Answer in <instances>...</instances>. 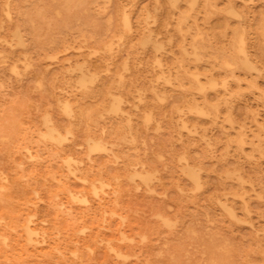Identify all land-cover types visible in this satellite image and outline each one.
<instances>
[{"label": "rangeland", "instance_id": "1", "mask_svg": "<svg viewBox=\"0 0 264 264\" xmlns=\"http://www.w3.org/2000/svg\"><path fill=\"white\" fill-rule=\"evenodd\" d=\"M0 54V264H264V0H0Z\"/></svg>", "mask_w": 264, "mask_h": 264}, {"label": "bare ground", "instance_id": "2", "mask_svg": "<svg viewBox=\"0 0 264 264\" xmlns=\"http://www.w3.org/2000/svg\"><path fill=\"white\" fill-rule=\"evenodd\" d=\"M109 1H110V0H109ZM91 2H92V1H91ZM210 5H211V4H210ZM7 6H8V5H7ZM211 6H212V5H211ZM10 7H11V6H10ZM173 7H174V6H173ZM6 9H7V8H6ZM176 9H178V8H176ZM100 10H101V9H100ZM102 10H103V9H102ZM102 10H101V11H102ZM5 11H6V10H5ZM8 11H9V10H7V12H8ZM10 11H11V9H10ZM98 12H99V11H98ZM102 12H103V11H102ZM180 12H181V11H180ZM189 12H190V11H189ZM9 13H10V12H9ZM123 13H124V12H123ZM9 15H11V14H9ZM125 15H126V14H125ZM126 16H127V15H126ZM126 16H125V17H126ZM117 17H118V16H117ZM118 18H119V17H118ZM127 18H128V17H127ZM78 19H79V18H78ZM119 19H120V18H119ZM120 20H121V19H120ZM185 20H186V19H185ZM127 21H128V20H127ZM186 21H187V20H186ZM64 22H65V20H64ZM123 22H124V21H123ZM179 22H182V21H180V19H179ZM184 22H185V21H184ZM126 23H127V22H125V24H126ZM185 23H186V22H185ZM23 24H24V23H23ZM80 24H82V23H80ZM64 25H65V24H63V26H64ZM178 25H179V24H178ZM182 25H183V24H182ZM23 26H24V25H23ZM25 26H26V25H25ZM26 27H27V26H26ZM58 27H60V26H58ZM71 27H72V26H71ZM21 28H22V27H21ZM65 28H67V27L65 26ZM73 28H74V27H73ZM179 28H180V27H179ZM68 29H69V28H68ZM80 29H81V28H80ZM23 30H26V29H23ZM55 30H56V29H55ZM71 30H72V29H71ZM106 30H107V29H106ZM188 30H189V29H188ZM244 30H245V29H244ZM236 31H237V30H236ZM15 32H16V31H15ZM21 32H22V31H21ZM57 32H59V31H57ZM64 32H66V31H64ZM69 32H70V31H69ZM241 32H242V31H241ZM245 32H246V31H245ZM23 33H24V31H23ZM59 33H61V32H59ZM59 33L57 34V36L59 35ZM67 33H68V32H67ZM67 33H66V34H67ZM105 33L107 34L106 31H105ZM239 33H240V32H239ZM24 34H25V33H24ZM28 34H29V33H28ZM61 35H62V34H61ZM72 35H73V34H72ZM101 35H102V34H101ZM182 35H183V34H182ZM184 35H185V34H184ZM196 35H198V34H196ZM196 35H195V36H196ZM18 36H19V35H18ZM20 36H21V35H20ZM20 36H19V37H20ZM118 36H119V34H118ZM23 37H24V35H23ZM122 37H123V36H122ZM122 37H121V38H122ZM20 38H21V37H20ZM73 38H74V37H73ZM83 38H84V37H83ZM87 38H88V37H87ZM104 38H105V37H104ZM117 38H118V37H117ZM245 38H246V37H245ZM112 39H113V37H112ZM118 39H119V38H118ZM233 39H234V36H233ZM246 39H247V38H246ZM19 40H20V39H19ZM57 40H58V39H57ZM100 40H102V39H100ZM107 40H108V39H107ZM193 40H194V39H193ZM243 40H244V39H243ZM243 40H242V42H243ZM5 41H6V40H5ZM74 41H76V40L74 39ZM98 41H99V39H98ZM109 41H110V40H109ZM109 41H107V42L109 43ZM120 41H121V40H120ZM6 42H7V41H6ZM101 42H103V41H101ZM104 42H105V41H104ZM182 42H183V41H182ZM193 42H194V41H193ZM242 42H241V43H242ZM20 43H21V42H20ZM82 43H83V42H82ZM96 43H97V41H96ZM98 43H99V42H98ZM115 43H116V42H115ZM8 44H9V43H8ZM73 44H74V43H73ZM101 44H102V43H101ZM111 44H114V43H110V45H111ZM182 44H184V43H182ZM229 44H230V43H229ZM106 45H107V44H106ZM108 45H109V44H108ZM197 45H198V44H197ZM73 46H74V45H73ZM96 46H97V47H98V46L100 47V44H99V45L95 44V47H96ZM230 46H231V45H230ZM80 47H81V46H80ZM107 47H108V46H107ZM202 47H203V45H202ZM56 48H57V47H56ZM59 48H60V47H59ZM61 48H62V47H61ZM68 48H69V47H68ZM104 48H106V46H105ZM110 48H112V47H110ZM203 48H204V47H203ZM227 48H230V47H227ZM227 48H226V49H227ZM57 49H58V48H57ZM63 49H64V48H63ZM91 49H92V48H91ZM95 49H96V48H95ZM204 49H205V48H204ZM54 50H56V49H54ZM65 50H66V49H65ZM112 50H113V48H112ZM232 50H234V49H232ZM95 51L99 52L100 49H99V51H98V50H94V53H95ZM218 51H219V50H218ZM4 52H5V51H4ZM90 52H91V51H90ZM97 52H96V53H97ZM101 52H102V51H101ZM103 52H104V51H103ZM111 52H112V51H111ZM190 52H191V51H190ZM200 52H201V51H200ZM5 53H6V52H5ZM92 53H93V52H92ZM222 53H223V51H222ZM1 54H3V52H2ZM1 54H0V56H1ZM202 54H203V53H202ZM10 55H11V54H10ZM55 55H56V54H54V56H55ZM56 56H57V55H56ZM202 57H203V56H202ZM224 57H225V56H224ZM0 58H1V57H0ZM3 58H4V57H3ZM184 58H185V57H184ZM219 58H220V56H219ZM6 59H8V58H6ZM192 59H194V58L192 57ZM200 59H201V58H200ZM232 59H233V58H232ZM234 59H235V57H234ZM234 59H233V60H234ZM1 60L3 61L4 59L1 58ZM18 60H20V59H18ZM18 60H17V61H18ZM182 60H184V59H182ZM222 60H223V59H222ZM227 60H228V59H227ZM254 60H256V59H254ZM223 61H224V60H223ZM256 61H257V60H256ZM24 62H25V60L23 61V63H24ZM189 62H190V61H189ZM192 62H193V61H192ZM228 62H229V60H228ZM1 63H3V62H1ZM12 63H13V62H12ZM28 63H29V62H28ZM223 63H224V62H223ZM225 63H227V62H225ZM230 63H231V61H230ZM230 63H227V64H230ZM232 63H233V62H232ZM254 63H255V62H254ZM15 64H16V63H15ZM187 64H188V63H187ZM220 64H222V63H220ZM176 65H177V64H176ZM223 65H224V64H223ZM230 65H231V64H230ZM259 65H260V64H259ZM261 65H262V64H261ZM226 66H227V65H226ZM15 67H17V66H15ZM176 67H177V66H176ZM262 67H263V65H262ZM262 67H261V68H262ZM228 68H230V66H229ZM259 68H260V66H259ZM263 68H264V67H263ZM175 69H176V68H175ZM219 69H220V68H219ZM187 70H188V69H187ZM220 70H221V69H220ZM66 71H67V70H66ZM90 71H91V70H90ZM196 71H197V70H196ZM243 71H244V70H243ZM18 72H19V70H18ZM92 72H94V71H92ZM228 72H229V71H228ZM232 72H233V71H232ZM249 72H250V71H249ZM261 72H262V71H261ZM12 73H13V72H12ZM96 73H97V72H96ZM169 73H170V72H169ZM230 73H231V72H230ZM68 74H69V73H68ZM179 74H181V73H179ZM66 75H67V74H66ZM176 75H177V74H176ZM231 75H232V74H231ZM68 76H69V75H68ZM199 76H200V75H199ZM209 76H210V75H209ZM214 76H215V75H214ZM69 77H70V76H69ZM219 77H220V76H219ZM219 77H217V78H219ZM63 78H65V77H63ZM156 78H157V77H156ZM171 78H172V77H171ZM193 78H194V77H193ZM220 78H221V77H220ZM229 78H232V77H229ZM120 79H122V78H121V75H120ZM157 79H159V78H157ZM160 79H161V78H160ZM71 80H72V78H71ZM118 80H119V79H118ZM225 80H226V79H225ZM227 80H228V79H227ZM234 80H235V79H234ZM66 81H67V80H66ZM237 81H238V80H236V82H237ZM185 82H186V81H185ZM212 82H213V81H212ZM212 82H211V83H212ZM214 82H215V81H214ZM217 82H218V81H217ZM221 82H224V83H225L226 81L221 80ZM64 83H65V82H64ZM66 83H67V82H66ZM116 83L119 84L118 82H116ZM229 83H230V80H229ZM239 83H240V82H239ZM239 83H238V84H239ZM68 84H71V83H68ZM120 84H121V83H120ZM174 84H175V83H174ZM183 84H184V83H183ZM238 84H237V85H238ZM257 84H258V83H257ZM185 85H186V84H185ZM185 85H184V86H185ZM215 85H216V84H215ZM228 85H229V84H228ZM66 86H67V85H66ZM69 86L72 88V85H69ZM171 86H172V85H171ZM176 86H178V84H177ZM176 86H175V88H178V87H176ZM187 86H188V85H187ZM0 87H1V86H0ZM194 87H195V86H194ZM199 87H200V86H199ZM201 87H202V86H201ZM201 87H200V88H201ZM217 87H218V86H215L214 88H217ZM219 87H220V86H219ZM219 87H218V88H219ZM229 87H230V86H229ZM251 87H252V86H251ZM185 88H186V87H185ZM188 88H189V87H188ZM255 88H256V87H255ZM190 89H191V88H190ZM66 90H67V89H66ZM111 90H112V89H111ZM84 91H85V90H84ZM86 91H87V90H86ZM167 91H168V90H167ZM167 91L165 90V92H167ZM233 91H234V90H233ZM113 92H114V91H113ZM222 92H223V91H222ZM167 93H168V92H167ZM225 93H226V92H225ZM225 93H224V95H225ZM231 93H232V92H231ZM86 94H87V93H85V95H86ZM197 94H198V93H197ZM203 94L205 95V92H204ZM226 94H227V93H226ZM199 95H200V94H199ZM222 95H223V93H222ZM224 95H223V96H224ZM79 96H80V95H79ZM192 96H194V95H192ZM205 97H206V96H205ZM221 97H222V96H221ZM64 100H65V99H64ZM192 100H193V98H192ZM66 101H67V99H66ZM59 102H61V101H59ZM198 102H199V101H198ZM63 103H64V102H63ZM67 103H68V102H67ZM67 103H65V104H67ZM76 103H77V102H76ZM182 105H183V104H182ZM67 106H70V104H67ZM73 106H74V105H73ZM103 106H105V105H103ZM203 106H204V105H203ZM57 107H58V106H57ZM60 107H61V106H60ZM76 107H77V106H76ZM63 108H64V107H63ZM74 108H75V107H74ZM77 108H78V107H77ZM101 108H102V106H101ZM206 108H208V107H206ZM81 109H84V110H85V108H81ZM108 109H109V108H108ZM187 109H188V107H187ZM208 109H209V108H208ZM69 110H71L70 107H69ZM62 111H63V109H62ZM86 111H89V110H86ZM86 111H85V113H86ZM127 111H128V109H127ZM210 111H211V110H210ZM70 112H71V111H70ZM79 112H81V110H79ZM106 112H108V111H106ZM46 113H48V112H46ZM46 113H45V115H47ZM63 113H64V112H63ZM81 113H82V112H81ZM81 113H80V115H81ZM64 114H65V113H64ZM70 114H71V113H70ZM89 114H90V113H89ZM95 114H96V113H95ZM144 114H145V113H144ZM152 114H153V113H152ZM49 115H50V113H49ZM49 115H47V116H49ZM65 115H66V114H65ZM68 115H69V114H68ZM85 115H86V114H85ZM123 115H124V114H123ZM125 115H126V114H125ZM142 115H143V114H142ZM147 115H148V114H147ZM59 116H60V115H59ZM69 116H70V115H69ZM81 116H82V115H81ZM127 116H128V115H127ZM148 116H149V115H148ZM49 117H50V116H49ZM70 117H71V116H70ZM72 117H73V116H72ZM72 117H71V118H72ZM83 117H84V116H83ZM119 117H120V116H119ZM119 117H118V118H119ZM122 117H123V116H122ZM42 118H43V115H42ZM45 118H47V117H45ZM97 118H98V117H97ZM149 118H150V121H151V118H152V117L150 116ZM123 119H124V117H123ZM145 119H147V117H145ZM180 119H181V118H180ZM199 119H200V118H199ZM88 120H89V118H88ZM88 120H87V121H88ZM124 120H125V119H124ZM44 121H45V120H44ZM48 121H49V120H48ZM50 121H51V119H50ZM83 121H84V120H83ZM130 121H131V119H130ZM148 121H149V120H148ZM148 121H147V122H148ZM180 121H181V120H180ZM51 122H52V121H51ZM88 122H90V121H88ZM47 123H48V122H47ZM149 123H151V122H149ZM182 123H183V122H182ZM43 124H44V123H43ZM45 124H46V123H45ZM45 124H44V125H45ZM50 124H51V123H50ZM69 124H70V120H69ZM85 124H86V121H85ZM85 124H84V127H85ZM93 124H94V122H93ZM187 124H188V123H187ZM187 124H186V125H187ZM24 125H25V124H24ZM87 125H88V124H87ZM87 125H86V126H87ZM94 125H95V124H94ZM98 125H99V124H97V126H98ZM27 126H28V125H27ZM47 126H48V125L46 124L45 127H47ZM70 126H71V125H70ZM80 126H82V125H80ZM88 126H89V125H88ZM88 126H87V129H86V130H87V131H86L87 133H88ZM198 126H199V125H198ZM25 127H26V126H25ZM52 128H53V127H52ZM54 128H55V127H54ZM92 128H94V126H93ZM95 128H96V127H95ZM191 128H192V127H191ZM191 128H190V129H191ZM46 129H47V128H46ZM83 129H84V128H83ZM192 129H193V128H192ZM47 130H48V129H47ZM54 130H55V129H54ZM65 130H68V129H65ZM2 131H3V128H2ZM4 131H6V130L4 129ZM7 131H8V130H7ZM38 131H39V130H38ZM40 131H41V130H40ZM40 131H39V133H40ZM48 131H49V130H48ZM48 131H47V132H48ZM50 131H51V130H50ZM68 131H69V130H68ZM103 131H104V130H103ZM47 132H46V133H47ZM54 132H55V131H54ZM58 132H59V131H58ZM83 132H84V131H83ZM50 133H51V132H50ZM59 133H60V132H59ZM125 133H126V132H125ZM0 134H5V133H0ZM40 134H41V133H40ZM40 134H39V135H40ZM52 134H53V133H52ZM70 134H71V133H70ZM70 134H69V135H70ZM91 134H92V133H91ZM102 134H104V132H103ZM119 134H120V133H119ZM122 134H123V132H122ZM7 135L10 137L9 133H8ZM41 135H43V134H41ZM60 135H61V133H60ZM116 135H117V134H116ZM200 135H201V134H200ZM0 136H1V135H0ZM2 136H3V135H2ZM8 136H7V137H8ZM57 136H58V135H57ZM57 136H56V137H57ZM62 136H64V135H62ZM71 136L73 137V134H72ZM81 136H82V135H81ZM92 136L94 137V134H92ZM108 136H109V135H108ZM121 136H122V135H121ZM130 136H131V135H130ZM4 137H5V136H4ZM66 137H67V136H66ZM87 137H88V136H87ZM125 137H126V136H125ZM240 138H241V137H240ZM24 139H26V138H24ZM43 139H44V138H43ZM45 139L47 140L46 137H45ZM49 139H51V138H49ZM49 139H48V140H49ZM107 139H108V138H107ZM130 139H131V138H130ZM241 139H242V138H241ZM7 140H8V139H7ZM52 140H53V142H54L55 137H54V139L52 138ZM58 140H60V139H58ZM69 140H70V139H69ZM1 141H2V139H1ZM28 141H29V139H28ZM63 141H64V140H63ZM66 141H68V138H67V140H65L64 142H66ZM91 141L93 142V140H91ZM99 141H100V139H99ZM117 141H120V140H117ZM131 141H132V140H131ZM105 142H106V141H105ZM122 142H123V140H122ZM229 142H230V141H229ZM242 142H243V140H241V144H242ZM36 143H38V142H36ZM50 143H51V142H50ZM55 143H56V142H55ZM61 143H62V142H61ZM85 143H86V142H85ZM96 143H97V142H96ZM99 143H100V142H99ZM128 143L131 144L130 142H128ZM132 143H133V141H132ZM244 143H246V142H244ZM57 144H58V143H57ZM92 144H93V143H92ZM100 144H102V143H100ZM106 144H107V143H105V145H106ZM113 144H114V143H113ZM262 144H263V143H262ZM90 145H91V144H90ZM93 145H94V144H93ZM102 145H103V144H102ZM108 145L114 147V146L111 145V144H108ZM134 145H135V144H134ZM254 145H255V144H254ZM26 146H27V144H26ZM45 146H46V145H45ZM75 146H76V145H75ZM82 146H83V145H82ZM255 146H256V145H255ZM21 147H23V146H21ZM24 147H25V146H24ZM87 147H88V145H87ZM101 147H102V146H100V148H101ZM135 147H136V146H135ZM45 148L47 149V147H45ZM100 148H98V149H100ZM253 148H254V147H253ZM79 149H80V148H79ZM89 149H90V147H89ZM101 149H102V148H101ZM101 149H100V150H101ZM105 149H106V148H105ZM105 149H104V146H103V151H105ZM20 150H22V149H20ZM23 150H24V149H23ZM30 150H31V149H30ZM87 150H88V148H87ZM107 150H109V149H107ZM61 151H62V150H61ZM92 151H93V150H91V152H92ZM101 151H102V150H101ZM133 151H134V150H133ZM256 151H257V150H256ZM256 151H254V152H256ZM26 152H27V151H26ZM50 152H51V151H50ZM55 152H56V151H55ZM96 152H100V151H97V150H96ZM105 152H106V151H105ZM105 152H104V153H105ZM110 152H112V151H110ZM134 152H135V151H134ZM27 153H28V152H27ZM92 153H94V152H92ZM135 153H136V152H135ZM28 154H29V153H28ZM53 154H55V153H53ZM87 154H88V156H89V152H87ZM106 154H107V153H106ZM37 155H38V151H37ZM48 155H49V153H48ZM50 155H52V154H50ZM107 155H108V154H107ZM112 155H113V153H112ZM114 155H115V154H114ZM114 155H113V156H114ZM185 155L188 157L187 154H185ZM35 156H36V155H35ZM35 156L32 155L30 158H32V157L34 158ZM38 156H39V155H38ZM38 156H36V157L38 158ZM65 156H66V155H65ZM69 156H71V155H69ZM69 156L67 157V159L69 158ZM84 156H85V155H84ZM86 156H87V155H86ZM115 156H116V155H115ZM115 156H114V157H115ZM23 157H24V155H23ZM25 157H26V156H25ZM72 157H73V156H72ZM80 157H81V156H80ZM250 157H251V156H249L248 159H250ZM28 158H29V157H28ZM50 158H51V157H50ZM52 158H53V157H52ZM88 158H89V157H88ZM117 158H119V157H117ZM117 158H116V159H117ZM130 158H131V157H130ZM65 159H66V158H65ZM69 159L72 160L71 158H69ZM69 159H68V160H69ZM89 159H90V158H89ZM116 159H115V161H116ZM188 159H189V157H188ZM90 160H91V159H90ZM64 161H65V160H64ZM79 161H80V160H79ZM88 161H89V160H88ZM182 161H183V160H182ZM189 161H190V160H189ZM62 162H63V158H62ZM69 162H70V161H69ZM71 162H72V161H71ZM74 162H75V161H74ZM76 162H77V160H76ZM80 162H81V161H80ZM80 162H78V163L81 164ZM14 163H15V162H14ZM21 163H22V161H21ZM126 163H127V162H126ZM136 163H137V162H136ZM185 163H187V162L185 161ZM18 164H20V163H18ZM18 164H17V165H18ZM63 164H64V163H63ZM63 164H62V165H63ZM20 165H21V164H20ZM91 165H92V164H91ZM140 165H141V164H140ZM196 165H197V164H196ZM199 165H200V164H199ZM71 166H72V165H71ZM80 166H81V165H80ZM133 166H134V165H133ZM18 167L21 168V166H19V165H18ZM67 167H68V166H67ZM123 167H124V166H123ZM131 167H132V166H131ZM142 167H143V165H142ZM60 168H61V167H60ZM64 168H65V167H64ZM68 168H69V167H68ZM91 168H92V167H91ZM103 168H105V166H104ZM178 169H179V167H178ZM61 170H62V169H61ZM90 170H91V169H90ZM97 170H98V169H97ZM109 170H110V169H109ZM179 170H180V169H179ZM197 170H199V169H197ZM34 171H35V170H34ZM42 171H43V170H42ZM62 171H63V170H62ZM70 171H71V172H74L75 170H74V169H70ZM79 171H80V170H79ZM79 171H78V172H79ZM84 171H85V170H84ZM91 171H92V170H91ZM91 171H90V172H91ZM98 171H101V170H98ZM116 171H117V170H116ZM134 171H135V169H134ZM144 171H145V170H144ZM183 171H184V169H183ZM202 171H203V170H202ZM53 172H54V171H53ZM75 172H76V171H75ZM145 172H146V171H145ZM2 173H3V172H2ZM67 173H68V171H67ZM86 173H87V172H86ZM93 173H94V172H93ZM47 174H48V173H47ZM72 174H73V173H72ZM72 174H71V175H72ZM100 174H102V173L100 172ZM140 174H142V173H140ZM225 174H226V173H225ZM91 175H92V174H91ZM135 175H136V174H135ZM226 175H227V174H226ZM0 176H1V175H0ZM3 176H4V175H3ZM63 176H64V175H63ZM74 176H75V175H74ZM82 176H84V175H82ZM133 176H134V175H133ZM152 176H153V175H152ZM224 176H225V175H224ZM6 177H7V176H6ZM28 177L30 178V176H28ZM33 177H35V176H33ZM41 177H42V176H41ZM46 177H47V176H46ZM50 177H52V176H50ZM115 177H116V176H115ZM115 177H114V178H115ZM146 177H147V176H146ZM153 177H154V176H153ZM226 177H227V176H226ZM4 178H5V177H4ZM26 178H27V177H26ZM43 178H44V177H43ZM62 178H63V177H62ZM77 178H78V177H77ZM100 178H101V175H100ZM102 178H103V177H102ZM119 178H120V177H119ZM128 178H130V177H128ZM136 178H137V177H136ZM139 178H141V177H138V179H139ZM227 178H228V177H227ZM227 178H226V179H227ZM6 179H7V178H6ZM53 179H54V177H53ZM75 179H76V178H75ZM80 179H83V178H80ZM84 179H85V178H84ZM116 179H117V178H116ZM120 179H121V178H120ZM141 179L143 180L144 178L142 177ZM44 180H45V178H44ZM97 180H98V179H97ZM105 180H106V179H105ZM0 181H1V179H0ZM4 181H5V180H4ZM35 181H36V180H35ZM46 181H47V180H46ZM56 181H57V180H56ZM85 181H86V180H85ZM100 181L102 182V180H100ZM103 181H104V180H103ZM198 181H199V180H198ZM26 182H27V181H26ZM59 182H60V181H59ZM95 182H96V180H95ZM108 182H109V181H108ZM141 182H142V181H141ZM152 182H153V181H152ZM176 182H177V181H176ZM193 182H195V181H193ZM98 183H99V182H98ZM103 183H105V182H103ZM103 183L101 184V186L104 185ZM115 183H116V182H115ZM134 183H135V182H134ZM142 183H143V182H142ZM196 183H197V182H196ZM199 183H201V182L199 181ZM204 183H206V182H204ZM14 184H15V182H14ZM86 184H87V182H86ZM109 184H110V182H109ZM145 184H146V183H145ZM15 185H16V184H15ZM49 185H50V184H49ZM79 185H81V184H79ZM90 185H91V184H90ZM93 185L95 186L94 183H93ZM107 185H108V184H107ZM146 185H147V184H146ZM201 185H202V184H201ZM1 186H2V185H1ZM1 186H0V187H1ZM29 186H30V185H29ZM108 186H109V185H108ZM117 186H118V185H117ZM195 186L197 187L196 189H198L199 185L196 184ZM195 186H194V187H195ZM45 187H46V186H45ZM87 187H88V186H87ZM92 187H93V186H92ZM97 187H98V186H97ZM97 187L95 186V187H94V190L100 188V187H99V188H97ZM106 187H107V186H106ZM111 187H112V186H111ZM147 187H148V186H147ZM200 187H201V186H200ZM2 188H3V187H2ZM17 188H18V187H17ZM31 188H32V187H31ZM50 188H51V187H50ZM101 188H102V187H101ZM177 188H178V190H179V187H177ZM261 188H262V187H261ZM18 189H19V188H18ZM67 189H68V191L70 190V188H67ZM120 189H121V188H120ZM148 189H149V188H148ZM186 189H187V188H186ZM262 189H263V188H262ZM5 190H6V189H5ZM64 190H65V189H64ZM121 190H122V189H121ZM0 191H1V190H0ZM98 191H99V190H98ZM102 191H103V190H102ZM114 191H116V190L114 189ZM189 191L191 192V190H189ZM245 191H246V190H245ZM37 192H38V191H37ZM69 192L71 193V191H69ZM69 192H67V193L69 194ZM74 192H75V191H74ZM81 192H82V191H81ZM90 192H91V191H90ZM116 192H117V191H116ZM116 192H115V193H116ZM179 192H180V191H179ZM183 192H184V191H183ZM186 192H188V191H186ZM53 193H54V192H53ZM56 193H57V192H56ZM60 193H62V192H60ZM78 193L80 194L79 191H78ZM83 193H84V192H83ZM92 193H93V192H92ZM192 193H193V192H192ZM243 193H244V192H243ZM248 193H249V192H248ZM248 193H247V194H248ZM34 194H35V190H34ZM76 194H77V193H76ZM76 194L72 193L70 199L74 201L75 197L78 198V194H77V195H76ZM84 194H85V193H84ZM98 194H99V193H98ZM101 194H102V193H101ZM104 194H105V193H104ZM113 194H114V193H113ZM233 194H236V193L234 192ZM245 194H246V193H244V195H245ZM54 195H56V194H54ZM57 195H58V194H57ZM92 195H93V194H92ZM107 195H108V194H107ZM30 196H31V195H30ZM33 196H34V195H33ZM36 196H37V195H36ZM42 196H43V195H42ZM47 196H48V195H47ZM231 196H232V195H231ZM238 196H239V195H238ZM238 196H237V194H236V197H238ZM240 196H241V195H240ZM240 196H239V198H240ZM34 197H35V196H34ZM73 197H74V199H72ZM95 197H96V196H95ZM241 197L243 198V196H241ZM51 198H52V197H51ZM53 198H54V197H53ZM80 198H81V197H80ZM80 198H78V200H80L79 202H82V203H83V201H81ZM232 198H233V197H232ZM242 198H241V199H242ZM56 199H57V198H56ZM82 199L85 200V203H86V201H87L86 197H83ZM217 199H218V198H217ZM217 199H216V200H217ZM244 199H245V198H244ZM246 199H247V198H246ZM246 199H245V200H246ZM0 200H1V199H0ZM38 200H39V199H38ZM216 200H215V201H216ZM247 200H248V199H247ZM76 201H77V200H76ZM114 201H115V200H114ZM231 201H232V200H231ZM26 202H27V201H26ZM61 202H62V201H61ZM74 202H75V201H74ZM87 202H88V201H87ZM210 202H211V201H210ZM226 202H227V201H226ZM1 203H2V202H1ZM28 203H29V202H28ZM55 203H56V202H55ZM62 203H63V202H62ZM62 203H61V204H62ZM85 203H83V204H85ZM116 203H117V202H116ZM29 204H30V203H29ZM31 204H32V203H31ZM51 204H52V203H51ZM208 204H209V203H208ZM208 204H207V205H208ZM210 204H214V202H211ZM218 204H219V203H218ZM32 205L35 206V204H32ZM54 205H55V204H54ZM54 205H53V206H54ZM63 205H64V204H63ZM244 205H245V201H244ZM2 206H3V205H2ZM51 206H52V205H51ZM208 206H209V205H208ZM213 206H214V205H213ZM246 206H247V205H246ZM202 207H203V206H202ZM206 207H207V206H206ZM206 207H205V208H206ZM214 207H215V206H214ZM12 208H13V207H12ZM60 208H61V207H60ZM203 208H204V207H203ZM13 209H14V208H13ZM61 209H62V208H61ZM66 209H67V208H66ZM200 209H201V208H200ZM212 209H214V208H212ZM207 210H209V209H207ZM68 211L71 212L70 209H69ZM210 211H211V209H210ZM212 211H213V210H212ZM62 212H63V210H62ZM110 212L112 213V212H114V211H110ZM226 212H227V211H226ZM66 213H68L67 210H66ZM104 213H105V212H104ZM205 213H206V211H205ZM242 213H243V212H242ZM35 214H36V213H35ZM113 214H114V213H113ZM219 214H221V213H219ZM239 214H240V213H239ZM27 215H29V214H27ZM30 215H31V217L33 216V214H30ZM67 215L70 216V214H67ZM109 215H110V213H109ZM111 215H112V214H111ZM158 215H159V213H158ZM115 216H116V215H115ZM120 216H121V215H120ZM156 216H157V214H156ZM156 216H155V218H156ZM236 216H237V214H236ZM242 216H244V215H242ZM0 217H1V216H0ZM33 217H35V216H33ZM55 217H56V216H55ZM118 217H119V216H118ZM123 217H124V219H125V216H123ZM160 217H161V215H160ZM160 217H159V218H160ZM29 218H30V217H29ZM120 218H121V217H120ZM161 218H162V217H161ZM161 218H160V219H161ZM241 218H242V217H241ZM25 219H26V218H25ZM124 219H123V220H124ZM167 219H168V216H167ZM242 219H243V218H242ZM247 219H248V218H247ZM1 220H3V219H0V221H1ZM64 220H65V219H64ZM123 220H121V221H123ZM161 220H162V219H161ZM168 220H169V219H168ZM168 220H167V221H168ZM248 220H249V219H248ZM106 221H107V220H106ZM163 221H164V220H163ZM163 221H162V222H163ZM170 221H171V220H170ZM235 221H236V220H235ZM65 222H66V221H65ZM164 222H166V221H164ZM42 223H45V222L43 221ZM122 223H123V222H122ZM174 223H175V222H174ZM33 224H34V223H33ZM22 225H23V227H24V230H25V232H26V234H27V238L29 239V241H31V242H33V241H37V242H38V241H41L40 237L37 236V234H38V233H37L38 229H37V231H36L35 228L32 227V225H31V219H28V218H27V219L22 223ZM6 226H7V225H6ZM16 226H17V225H16ZM121 226H122V224H121ZM121 226H119V227H121ZM215 227H216V226H215ZM20 228H21V227H20ZM103 228H104V227H103ZM216 228H217V227H216ZM216 228H215V229H216ZM9 229H10V228H9ZM11 229H12V228H11ZM82 229H83V228H82ZM86 229H87V228H86ZM80 230H81V228H80ZM84 230H85V229H84ZM119 230H120V229H119ZM13 231H14V229H13ZM39 231H40V230H39ZM170 231H171V230H170ZM217 231H218V230H217ZM256 231H257V230H256ZM23 232H24V231H23ZM43 232H44V231H43ZM57 232H58V230H57ZM78 232H84V231H82V230L79 231V230H78ZM258 232H259V231H258ZM41 233H42V232H41ZM259 233H260V232H259ZM262 233H264V232L262 231ZM42 234H43V233H42ZM44 234H46V233H44ZM75 234H76V232H75ZM83 234H84V233H83ZM122 234H125V233H122ZM122 234H121V235H122ZM214 234L216 235V233H214ZM256 234H257V233H256ZM58 235H59V234H58ZM58 235H57V236H58ZM137 235H138V234H137ZM140 235H141V234H140ZM143 235H144V237H145V234H143ZM210 235H211V234H210ZM219 235H220V234H219ZM0 236H1V234H0ZM2 236H3V235H2ZM20 236H21V235H20ZM123 236L126 238L125 235H123ZM123 236H121V237H123ZM216 236H218V234H217ZM220 236H221V235H220ZM4 237H5V238H3V239H7V241H9L8 238H7L6 236H4ZM47 237H48V236H47ZM124 237H123V238H124ZM141 237H142V235H141ZM144 237H143V240L146 239V238H144ZM221 237H222V236H221ZM99 238H100V237H99ZM120 239H121V240H119V241L121 242V241H122V238H120ZM127 239H128V238H126V240H127ZM130 239H133V238L131 237ZM130 239H129V241H130ZM100 240H101V239H100ZM115 240H116V239H115ZM126 240H125V241H126ZM140 240H141V239H140ZM261 240H262V239H261ZM43 241H44V240H43ZM106 241H107V240H106ZM119 241H118V242H119ZM144 241H145V240H144ZM0 242H1V241H0ZM5 242H6V240H5ZM26 242L28 243V240H27V239H26ZM77 242H78V241H77ZM104 242H105V241H104ZM107 242L109 243V240H108ZM1 243H2V242H1ZM3 243H4V242H3ZM3 243H2V244H3ZM38 243H40V242H38ZM74 243H75V242H74ZM115 243H116V242H115ZM210 243H211V242H210ZM35 244H36V243H35ZM40 244H41V243H40ZM78 244H79V243H78ZM131 244H132V243H131ZM218 244H219V243H218ZM5 245H6V244H5ZM5 245H4V246H5ZM28 245H30V243H29ZM4 246H3V247H4ZM33 246H35V245H33ZM106 246H108V245H106ZM6 247H8V245H6L5 248H6ZM71 247H72V246H71ZM110 247H112V246H110ZM206 247H207V246H206ZM257 247H258V246H257ZM52 248H53V247H52ZM89 248H90V247H89ZM127 248H128V247H127ZM215 248H216V247H215ZM9 249H11V248H9ZM55 249H56V248H54V251H55ZM95 249H96V246H95ZM112 249H113V248H112ZM112 249L110 248L111 251H112ZM18 250H19V249H18ZM114 250H115V249H113V251H114ZM117 250H118V249H117ZM222 250H223V249H222ZM24 251H25V250H24ZM220 251H221V250H220ZM5 252H6V251H5ZM14 252H15V251H14ZM26 252H27V251H26ZM38 252H39V251H38ZM68 252H69V251H68ZM70 252H72V251H70ZM74 252H76V251H74ZM109 252H110V251H109ZM209 252H211V251H209ZM7 253H8V252H7ZM28 253H29V252H28ZM57 253H58V252H57ZM72 253H73V252H72ZM79 253H80V252H79ZM115 253H116V251H115ZM118 253H119V251H118ZM16 254H18V252H17ZM73 254H74V253H73ZM73 254H72V256H73ZM91 254H92V253H91ZM116 254H117V253H116ZM120 254H121V255H120ZM122 254H123V253H119L120 256H119L118 254H117L116 256H117V257H118V256H119V257H122ZM10 255H12V254H10ZM62 255H63V254H62ZM70 255H71V254H70ZM126 255H127V254H123V257H125ZM128 256H129V255H128ZM128 256H127V257H128ZM134 256H135V255H134ZM239 256H240V255H238V257H239ZM0 257H1V256H0ZM4 257H5V255H4ZM20 257H21V256H20ZM123 257H122V258H123ZM21 258H22V257H21ZM75 258H77V257L75 256ZM239 258H240V257H239ZM77 259H78V258H77ZM87 259H88V258H87ZM117 259H118V258H117ZM124 259L126 260V258H124ZM124 259H123V260H124ZM235 259H237V258L235 257ZM2 260H3V259H2ZM12 260H13V259H12ZM6 261H8V260L6 259ZM13 261H14V260H13ZM79 261H81V260H79ZM81 262H82V261H81ZM209 262H210V261H209ZM7 263H8V262H7ZM61 263H62V262H61ZM96 263H97V262H96ZM121 263H122V262H121ZM237 263H238V262H237ZM8 264H9V263H8ZM13 264H14V263H13ZM63 264H64V263H63ZM209 264H210V263H209ZM238 264H239V263H238Z\"/></svg>", "mask_w": 264, "mask_h": 264}]
</instances>
